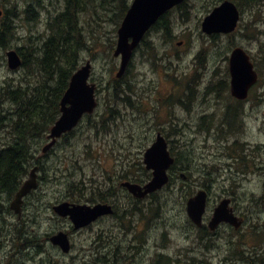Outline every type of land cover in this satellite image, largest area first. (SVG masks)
<instances>
[{"label": "rangeland", "instance_id": "1", "mask_svg": "<svg viewBox=\"0 0 264 264\" xmlns=\"http://www.w3.org/2000/svg\"><path fill=\"white\" fill-rule=\"evenodd\" d=\"M131 1L107 0L106 3L103 0H93L82 14L81 25L84 34L88 40H92L90 46L93 47L92 55L88 51H83L81 54V64L85 60L91 61L92 64L90 82L95 80L93 82L96 84L100 81L106 84L114 77L119 59L112 56V51L108 54V48L113 42V49L115 47L117 28L124 15L123 6L129 7ZM29 3L38 12V16L36 15L38 18L35 21H28L23 12ZM217 4H219L217 0H187L186 22H181L176 10L171 11L168 19L172 22L174 42L162 40L161 33L152 30L148 33L146 40L156 48V54L148 58L144 50H138L132 58V68L127 79L131 80L133 92H131L128 108H123L122 102H116L111 105V107L114 106L112 109L114 111L112 113L104 111L102 116L104 108L100 98L107 92L97 96L98 106L90 117V122L87 119L80 122L71 137L70 145H64L63 141H60L53 153L49 154L47 164H55L56 168H62L65 164H76L81 167L85 178L89 177L94 166L96 172L104 168L108 170L113 174L115 181H117L116 175L127 169L140 179H145L146 176L139 168L144 149L157 128L171 130L172 127L176 129V132L179 131L175 145L183 146L189 154L187 157L189 165L185 162L189 166L187 170L185 166H180L186 170L182 173L185 176L187 174L188 177L186 176L183 181L176 178L172 185L159 192L158 212L162 213V220L170 221L171 229L181 227V217L185 209L180 188L190 187L195 193L203 188L201 182L202 177L205 176V179H211L212 182L206 212L211 214V205L216 204L220 198H231V195H234L235 201L232 202V206L237 208V212L247 214L249 217L242 233L247 234L248 231L252 241L245 246V249H250L248 254L253 264H264V213L259 207L264 190V171H262L264 167V151H262L264 146V4L260 3L261 7L257 9H243L239 27L234 33L212 39L201 32L200 23ZM4 7L6 9L15 7L17 12L20 11V15L14 19L15 34L10 40V45L6 50H0V88L17 82L22 85L29 82L32 85L36 80L35 77L25 75V71L21 68L16 71H10L7 68L5 52L28 46L31 42H39L41 34L43 40L47 22L64 8V2L39 0L37 4L35 0H9ZM1 10L3 7L0 5ZM180 42L182 44L178 46L177 43ZM233 47L243 48L256 66L259 81L253 92L258 96H256L258 104H254L252 108L249 99L243 106V118L237 123V131L233 135L219 138L214 132L207 134L199 131L197 123L204 113H215V119L222 114L219 107L213 105L214 93L205 94V91L208 86L215 88L220 81L228 84V56ZM202 48H206V55L202 68H199L195 57ZM189 80H191L190 84L194 85L195 94L193 103L188 110H185L177 104L176 98L183 97L185 83ZM111 86L105 87L110 90ZM229 97V92L225 89L221 98H214V100H220L224 106L228 103ZM207 100H210L211 105ZM117 109L119 115L115 113ZM13 115L14 112L11 111L8 118L12 119L15 116ZM109 116H118V119L105 122ZM11 131L12 128L6 123L0 125V148L5 144L13 145L17 142L16 135ZM234 142L242 146L241 149L248 162L246 168L229 157V153L232 152L226 147H231ZM35 146L34 149H41L39 144ZM23 150L25 152V149ZM87 150L94 153L89 156L86 154ZM233 155H238V152ZM181 165H184V161ZM43 180L42 178V186L36 193L37 196L42 197V201L49 202L65 198L67 191L62 186L48 184ZM185 195L183 194V197ZM43 223L42 235L45 232L51 233V230L57 227L56 221H43ZM222 230L227 229L222 228ZM150 234L151 240L156 241L157 236L154 235V230ZM42 238L44 239L45 236ZM75 238L77 241H83L86 234L82 237L76 235ZM227 239L228 235L224 233V237L218 243V250L211 254L219 255L221 259L229 256L227 261H222L221 264H241L232 259L233 252L229 253V248L225 245ZM50 253L56 252L50 249Z\"/></svg>", "mask_w": 264, "mask_h": 264}, {"label": "flooded vegetation", "instance_id": "2", "mask_svg": "<svg viewBox=\"0 0 264 264\" xmlns=\"http://www.w3.org/2000/svg\"><path fill=\"white\" fill-rule=\"evenodd\" d=\"M221 1L217 0L219 4ZM261 3L264 4V0H261ZM259 7L261 4L255 5L252 9ZM159 33L164 41L174 38L173 34L171 37L168 33ZM190 81L185 83L187 89L183 92V97L176 98L177 104L185 110H188L193 103L192 99L195 94L194 85L187 84ZM221 82L215 88L206 87L205 94L214 93L213 105L219 107L222 114L215 119V113H204L197 123L199 131L207 134L214 132L219 138L237 131V123L243 118V106L249 99L252 108L254 104H258V96L254 94V89H250L246 101L229 100L223 106L220 100H214V98H221L223 88ZM207 101L209 103L210 100ZM122 104L123 108H128V101ZM115 113L119 115L118 109ZM117 119L118 116H109L105 122ZM178 132L171 127V130L157 128L153 133V138L142 153V161L140 160L139 168L146 176L145 179H140L127 169L116 175L117 181H115L113 174L105 168L96 172L92 166L87 189L83 192L86 196L68 197L49 202L42 201V197L36 195L42 186V167L53 165L46 163L49 154L42 156V149H39L40 151L34 148L25 150V153L30 155L22 159L23 163L28 162L27 172L21 177L17 189L9 197H4V195L1 197L0 264H221L222 261H227L229 256L221 259L219 255L213 256L211 253L218 250V243L224 237V233L228 235L225 245L229 248V253L241 247L242 251L248 254L250 249H245V246L250 244L252 238L248 231L247 234L242 233L249 218L247 214L233 210L235 216L242 220L241 227L238 229L224 222L220 223L216 229L208 228L212 212L211 214L206 212L203 215L200 228L192 227L191 221L186 214H183L181 227L171 229L170 221L162 220V213L158 212V191L143 197H135L127 187L123 186L124 183H130L143 187L151 180L152 171L146 169L143 159L145 152L154 144L158 136L164 139L167 152L173 159V164L167 172L170 185L176 178L182 181L181 178L185 176L182 171L187 170L189 163L187 159L180 158L181 154H188L185 148L175 145ZM178 148L179 151H177ZM262 148L264 149V146ZM89 153L91 156L94 152ZM182 161L184 165H181ZM180 166H185L186 170ZM34 168H37V186L22 198L18 211L15 212L10 208L11 203ZM45 179L49 184L50 177L46 176ZM63 202L87 205L90 208L97 205L108 206L111 211L93 218L84 227L75 228L69 217H61L53 211L55 206ZM43 221H56L57 227L51 230V233L45 232L42 235ZM222 228L227 230H222ZM152 230L157 236L156 241L151 240ZM60 232L68 239V252H64L62 247L50 242V237ZM85 234L86 238L83 241L76 240V235L82 237ZM42 236L45 238L43 239ZM50 249L56 253H50ZM214 259L219 260L214 262ZM232 259L236 263L240 262L236 261L234 255ZM241 264H253V261H243Z\"/></svg>", "mask_w": 264, "mask_h": 264}, {"label": "trees", "instance_id": "3", "mask_svg": "<svg viewBox=\"0 0 264 264\" xmlns=\"http://www.w3.org/2000/svg\"><path fill=\"white\" fill-rule=\"evenodd\" d=\"M62 1L64 2V8L47 22L46 30L43 33V40L41 34V41H37L36 43L31 42L28 46L16 48V51L22 58V68L25 71V75L35 77L36 80L34 84L31 85L28 82V84L22 85L20 82H17L15 84H7L0 88V125L6 123L11 126L17 139L14 146L5 144L4 148L0 151V200L2 195H4V197H9L17 189L21 177L27 172L28 162L23 163L22 158H26V156L30 157V155H25L23 149H33L36 147L35 144L43 145L46 142L49 130L60 114V99L68 87L70 77L81 63L82 52L88 51L91 52V55L93 54V47L90 46L92 40L86 38L81 25L82 14L88 9L93 0ZM103 1L107 3V0ZM232 1L235 2L240 10L253 8L255 5L261 3V0ZM7 2H9V0H0V5L3 7L0 17V50H6L10 45L9 43L14 37L16 27L13 22L12 24L10 22L13 18H18L20 15V11L17 12L15 7L6 9L4 4ZM35 2L39 4V0H35ZM126 10L127 7L123 6V13H125ZM176 10L181 22H186L188 14L186 3L177 7ZM23 12L26 14L28 21H35V19L38 18L36 17V13L38 12L31 3L26 5ZM29 15L34 16H30L29 18ZM155 27L156 30L168 33L172 37L173 26L168 16L162 17ZM2 32L5 36L1 34ZM216 37L217 36L212 39ZM174 40L175 38L173 37L168 38L170 42ZM113 44L114 42L108 48V54L113 50ZM205 49L206 48H202L195 57L199 67H202V63L205 59ZM141 50H144L148 58L156 54V48L152 46L151 43L144 42ZM131 68L132 65L129 64L128 69L121 79L117 80L113 77L111 82L107 81L106 84L102 83L103 81L97 82V95L100 96L104 92L108 93L100 98L101 105L104 108L102 116L104 115V111H109V113L113 112L112 109L114 106L111 107L112 104L116 102H130L133 86L131 80L127 79V76L131 72ZM187 84L190 83L188 82ZM221 84L226 87L224 81H222ZM108 85H112L114 88L109 90L105 87ZM222 92L224 93L223 88ZM11 111L14 112L15 116L9 119L8 116H10ZM73 133L74 131L63 136L64 145H70V137ZM18 148L22 150L18 152V155H15V150ZM241 148L242 146L237 142H234L231 147H226V149H230L233 154L238 152V155L229 153V157L246 168L247 159ZM187 157L188 156L185 155L180 158L183 159ZM12 173L15 175H12ZM42 174L44 176L48 174L49 177L51 175L52 179L57 177V184L64 187V190L67 191V195L76 196L78 192L80 197L86 196L83 192L87 178L83 175L79 176L82 174L80 166L76 164H65L62 168L53 166L48 169L47 167H42ZM9 176L12 177V180ZM7 177L9 179H7ZM202 185L206 189L210 187L204 184ZM231 185L233 189L234 184L232 183ZM168 186L169 185H167V187ZM183 194H186L185 197H183ZM191 194H193V191L190 187L188 189L184 188V191L181 192L183 200L186 199L187 195L190 196ZM159 205L161 207L162 203L160 202ZM259 207L264 213V190ZM233 255L236 257V260L240 262L252 261L250 256L242 251L241 247L233 251Z\"/></svg>", "mask_w": 264, "mask_h": 264}, {"label": "water", "instance_id": "4", "mask_svg": "<svg viewBox=\"0 0 264 264\" xmlns=\"http://www.w3.org/2000/svg\"><path fill=\"white\" fill-rule=\"evenodd\" d=\"M182 2L183 0H133L117 30V43L113 52L115 58H120L115 74L117 79L124 75L133 51L149 28L157 22L160 16ZM238 20L239 13L235 5L230 1H224L203 19L201 31L206 35L229 34L236 29ZM6 59L10 70H16L21 66V58L14 50L6 52ZM228 68L231 95L238 100H245L249 89L257 81V73L248 54L242 48L235 47L230 52ZM91 69V63L87 61L71 76L68 88L60 101V116L50 128L47 137L50 142L42 147V153H46L57 139L73 130L84 115L92 114L96 108V85L89 82ZM172 163L173 159L166 150L164 139L158 136L144 154V164L147 170L152 171V179L143 187L130 183H124L123 186L127 187L136 197H143L147 193L159 190L168 183L167 170ZM35 171L36 168L30 172L28 180L22 185L11 203L10 207L15 212L18 211L22 197L36 186ZM206 199V191L199 190L186 203V213L197 227L201 226ZM229 204V199L220 201L213 211L209 223L210 229H215L221 222H227L236 229L241 226L242 220L233 215ZM54 211L62 217H69L75 228H80L87 225L93 218L109 213L111 210L108 206L97 205L90 208L85 205L62 203L56 206ZM50 241L62 247L64 252H68L69 243L65 234L58 233L51 237Z\"/></svg>", "mask_w": 264, "mask_h": 264}, {"label": "bare ground", "instance_id": "5", "mask_svg": "<svg viewBox=\"0 0 264 264\" xmlns=\"http://www.w3.org/2000/svg\"><path fill=\"white\" fill-rule=\"evenodd\" d=\"M184 12H185V10H184ZM36 15L38 16L37 13H36ZM30 16L33 17L34 15H29V18H30ZM37 16H36V17H37ZM14 19H15V18H13L12 21L10 22L11 24H12V22L15 23ZM32 19H33V18H32ZM36 19H37V18H36ZM36 19H35V20H36ZM14 25H15V24H14ZM12 27H13V25H12ZM2 28H3V27H2ZM2 28H1V29H2ZM3 29H4V28H3ZM1 34L4 35L3 32H2ZM4 36H5V35H4ZM0 37H1V36H0ZM2 39H3V38H2ZM4 39H5V38H4ZM5 40H6V39H5ZM5 40H4V41H5ZM4 44H5V43H4ZM1 45H2V44H1ZM3 46H4V45H3ZM5 47H6V44H5ZM5 47H4V48H5ZM4 50H5V49H4ZM111 88H112V86H111ZM39 100H40V98H39ZM15 102H16V101H15ZM39 105H40V104H39ZM12 114H13V113H12ZM13 116H14V115H13ZM1 124H2V123H1ZM8 126H9V125H8ZM4 127H6V126H4ZM9 127H11V126H9ZM3 129H4V128H3ZM6 133H7V132H6ZM9 137H10V136H9ZM13 142H14V141H13ZM15 144H16V143H15ZM13 146H14V144H13ZM9 147H10V146H9ZM254 149H255V148H254ZM256 149H257V148H256ZM21 150H22V149H20V148H18L17 150H15V153H16L15 155H18V154H19L18 152H20ZM20 154H21V153H20ZM12 156H13V155H12ZM20 159H21V158H20ZM22 159H23V158H22ZM18 160H19V159H18ZM0 166H1V165H0ZM1 171H2V170H1ZM0 174H1V173H0ZM12 175H15V174L12 173ZM10 177H11V176H9V178H10ZM9 178L7 177V179H9ZM5 180H6V179H5ZM5 180H4V181H5ZM11 180H12V177H11ZM11 180H10V181H11ZM2 183H3V182H2ZM8 183L10 184L9 181H8ZM6 184H7V182H6ZM9 184H8V185H9ZM0 186H1V185H0ZM3 186H4V184H3ZM10 186H11V185H10ZM7 188H8V187H7ZM11 188H12V187H11ZM11 188H10V189H11ZM1 190H2V189H1Z\"/></svg>", "mask_w": 264, "mask_h": 264}]
</instances>
